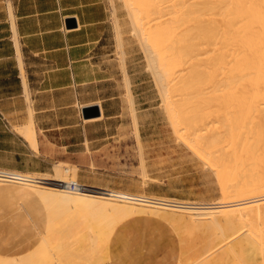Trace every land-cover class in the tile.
<instances>
[{"label": "bare ground", "instance_id": "obj_1", "mask_svg": "<svg viewBox=\"0 0 264 264\" xmlns=\"http://www.w3.org/2000/svg\"><path fill=\"white\" fill-rule=\"evenodd\" d=\"M192 1L123 0L171 131L216 175L221 204L194 207L86 188L70 168L58 167L56 179L2 172L0 190L19 185L44 211L37 237L18 254H0V264H136L127 222L154 218L178 232L174 264H264V0ZM120 65L139 126L123 57ZM95 105L101 116L86 122L103 118Z\"/></svg>", "mask_w": 264, "mask_h": 264}, {"label": "rangeland", "instance_id": "obj_2", "mask_svg": "<svg viewBox=\"0 0 264 264\" xmlns=\"http://www.w3.org/2000/svg\"><path fill=\"white\" fill-rule=\"evenodd\" d=\"M124 4L123 0H105L103 3L106 8L104 20L93 30L95 35H91L96 39L92 56L99 66L79 68L80 76L84 79L93 78V82L67 84L71 86L66 88L68 103L71 101L70 93L73 94L77 89L79 94V102L75 106L77 117L68 112V124L77 121L78 114L81 122L91 123L84 120L80 105L100 103L104 116L101 120L94 121L98 123L92 126L88 141L83 140V144L61 149L49 146L48 151L54 157L65 156L67 161L65 164L53 162L48 172L52 175L39 177L56 179L58 167L62 171L70 168L76 172V183L86 188L143 195L194 207L220 205L221 195L216 175L171 131L172 126L166 120L163 102L161 104L162 99L158 94L160 92L147 66L144 50L137 42L138 39L131 37L128 9ZM114 18L118 19L123 32L121 41L116 38L118 35ZM120 42L124 46L121 49ZM120 51H124V55ZM122 57L127 67L136 112L134 114L139 126L133 125V113L128 111L130 107L120 65ZM92 69L94 72L91 74ZM72 135L73 133L67 132L66 142L81 143L82 137L77 135L74 138ZM20 207L22 210L19 211ZM1 211L3 217L8 214L6 210ZM20 213L24 216L23 222L18 221L16 214ZM9 214L15 216L10 224V227L13 225L11 229L7 226L8 221L0 218V232L3 234L0 247L4 250L2 254L15 255L33 237L31 233L41 232V227L38 220L30 214L26 200H16ZM127 224H133L128 236L135 238L131 242V251L139 253V257L147 258L152 254L150 250L153 244L161 241L169 249L160 252L153 262L170 264L176 259L170 249L172 241H176L178 237V232L170 223L154 218L149 221L129 220ZM187 225L189 224L183 228H191ZM7 232L9 235L5 236ZM140 236L141 243L138 242Z\"/></svg>", "mask_w": 264, "mask_h": 264}, {"label": "crops", "instance_id": "obj_3", "mask_svg": "<svg viewBox=\"0 0 264 264\" xmlns=\"http://www.w3.org/2000/svg\"><path fill=\"white\" fill-rule=\"evenodd\" d=\"M103 3L105 0H0V171L52 175L48 173L51 164H65L67 160L65 156L54 157L48 151L49 146L61 149L88 141L92 126L98 122L83 123L78 114L77 121L68 124V112L77 117L75 106L79 94L77 89L70 93L68 103L66 88L71 86L67 84L78 85L94 80L82 78L79 68L99 66L92 56L96 39L91 35H95L93 30L104 20L106 8ZM69 20L76 23V28H71L72 33L67 32ZM90 72L92 74L94 70ZM29 125L32 128L30 133H35V140L28 137L26 129ZM68 131L73 133L71 137H82L81 143L66 142ZM19 187L8 184L0 190V211L8 212L3 217L1 213L5 211H1L0 218L8 221L6 225L10 229L15 216L9 213L16 200H26L30 214L38 221L44 211V205L35 195L20 192ZM7 190L15 193L3 195ZM16 215L18 221L23 222L22 213ZM31 234L33 237L28 243L38 235ZM8 235L7 232L5 236ZM128 235L130 253L135 238ZM0 239H3L1 232ZM138 240L141 243L142 237ZM162 246L168 247L165 242L154 243L150 250L152 254L143 260L139 253L131 251L132 261L157 264L153 260L164 252V249L160 250ZM3 252L0 247V254ZM174 263L175 259L170 264Z\"/></svg>", "mask_w": 264, "mask_h": 264}, {"label": "water", "instance_id": "obj_4", "mask_svg": "<svg viewBox=\"0 0 264 264\" xmlns=\"http://www.w3.org/2000/svg\"><path fill=\"white\" fill-rule=\"evenodd\" d=\"M67 27L69 29L71 28H76V23L75 20H69L67 21ZM101 116V110L100 106L98 105H93V106H87L83 108V117L85 119H91V118H96Z\"/></svg>", "mask_w": 264, "mask_h": 264}, {"label": "built area", "instance_id": "obj_5", "mask_svg": "<svg viewBox=\"0 0 264 264\" xmlns=\"http://www.w3.org/2000/svg\"><path fill=\"white\" fill-rule=\"evenodd\" d=\"M0 170H1V169H0ZM1 174H3L2 171H0V175H1ZM71 188H72L71 190H73V189H74V185L71 186ZM73 191H74V190H73Z\"/></svg>", "mask_w": 264, "mask_h": 264}]
</instances>
